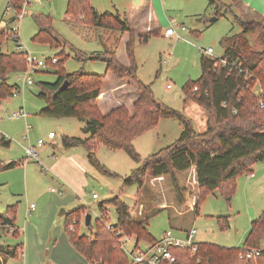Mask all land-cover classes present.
<instances>
[{
  "label": "rangeland",
  "instance_id": "1",
  "mask_svg": "<svg viewBox=\"0 0 264 264\" xmlns=\"http://www.w3.org/2000/svg\"><path fill=\"white\" fill-rule=\"evenodd\" d=\"M102 1L100 10L112 9V4L119 7L123 0ZM164 1V20L147 42L139 41L136 30L148 34L155 28L147 30L142 27L141 21L129 20L135 32L132 43L136 75L139 80L150 85L155 99L160 103L183 114L192 115L187 117L192 127L195 131L202 132L206 130L207 124L205 123V127L204 123L201 127L198 125V120L202 117L198 113L199 106L191 103L184 105L183 87L201 76L202 54L211 58L222 57L226 50L222 39L242 31V26L235 20L234 15L244 20H252L253 17L239 9L232 0H215L212 6L208 4V0ZM241 1L264 16V0ZM7 6L8 0H0V28L4 29L11 26L8 19L13 15V10L6 9ZM66 6L67 0H34L28 3L25 6L27 13L12 23L17 27L18 43L22 50L42 60L52 57L59 60V53H62L68 55L62 63L67 72L95 69L96 73L105 75L103 85L106 89L102 87L101 91L106 90L108 94H103L105 98L99 102L102 113L119 103L116 97L130 104L135 98L134 93L119 89L115 91L117 96L114 97L112 92L116 89L113 87L117 82L129 83L130 91L135 89L136 86L129 77L119 79L117 76L118 80H115L112 72H105L103 62L81 61L75 57L77 51L89 54L102 49L103 34L92 25L66 21ZM126 10L127 17L129 9ZM40 13L51 18L54 31L63 41L58 47L32 40L38 31L33 17ZM168 27L173 28L175 33L165 36L164 32ZM125 33L129 39V33ZM246 37L251 49L264 48V34L261 32L255 31ZM127 41L122 39L116 46V56L120 63L129 59L126 53ZM209 47L213 50L211 55L201 51ZM1 49L4 52H16L17 44L9 37L1 44ZM56 68L48 63L32 71V84L23 82L22 72L10 74L8 81L18 84L19 89L17 93L0 101V133L10 140L8 146L0 145V159L4 163L17 162L13 168L0 170V213L6 214L8 207H12L10 211H14V227L19 232L14 236V227L0 224V244H22L19 257L10 258L4 264H89L69 241L65 228L66 217L72 210L82 207L78 233L95 232L96 219L102 217L103 212L98 206L99 203L114 196L125 202L134 216L143 215L142 218L148 219L147 229L154 239H159L167 230L173 236L182 238L185 235L184 230L192 227L197 231L194 235L197 243L243 245L251 221L264 209V161L256 162L252 166L254 178L247 177L248 173H245L235 179V191L229 201L219 190H215L205 194L198 214L191 209L177 213L174 207L182 209L185 200L189 204L192 196L197 197V182L192 175L173 173L178 192L173 185V177L169 175H164L166 177L160 182L161 187L153 185L150 182L152 178H145L141 187L137 183L125 185L123 179L139 167L141 162L131 158L124 150H110L98 145L95 156L106 170L103 171L91 164L84 147L63 145L64 135L86 136L82 130L85 121L75 117L58 118L39 114V110L45 106V100L37 97L39 82H53L56 79ZM254 90H259L258 85ZM132 105L133 102L129 105L130 109L124 106L132 113ZM20 109L25 111L26 118L12 116L13 112ZM27 125L30 130H27ZM181 130L182 125L178 120L161 118L156 126L136 137L135 142L133 141L134 149L143 161L149 154L174 142ZM48 131L55 135L52 140L47 139ZM39 139H43L44 143L36 149L38 157H28L25 148L35 145ZM93 193H96V198L92 196ZM178 194L182 197L179 198ZM31 204L34 205L32 209ZM142 204L145 207L144 213L141 211ZM160 204H167V207L161 208ZM105 209L107 219L104 223L109 227L116 222L115 209L109 203L105 204ZM148 210L150 213H145ZM86 214L91 215L89 227L85 225ZM223 217L227 219L223 220ZM222 220L228 225L224 229L220 228ZM179 227L183 230H177ZM69 229L72 227L69 226ZM133 237L124 234L121 236L120 240L125 249H142L152 244L143 240L136 244Z\"/></svg>",
  "mask_w": 264,
  "mask_h": 264
},
{
  "label": "trees",
  "instance_id": "2",
  "mask_svg": "<svg viewBox=\"0 0 264 264\" xmlns=\"http://www.w3.org/2000/svg\"><path fill=\"white\" fill-rule=\"evenodd\" d=\"M21 1L8 0V3L18 12ZM208 4L214 5L215 0H208ZM65 13L76 22L129 33L126 44L129 66L121 64L114 50L107 48L102 52L89 54L77 51L75 57L81 61L104 62L107 71L122 79L129 77L136 86L138 96L133 102L132 113L124 105L102 113L97 106V99L105 82V75L87 73L83 69L67 72L62 63L68 55L62 53H59L61 58H56L54 63L47 60L46 64L57 67L56 79L53 82H39L37 97L45 100V106L39 110V114L58 118L75 117L85 121L82 130L86 136L64 135L63 145L84 147L91 164L103 171L106 170L95 156L96 147L103 145L110 150H124L131 158L141 162L139 167L123 179L125 185L137 183L141 187L145 178L169 175L173 177V185L178 192L173 173L194 166L198 185L195 212H198L205 194L215 190H219L229 201L235 191V179L239 175L252 173V166L264 161V48L251 49L246 37L255 31L264 34V23L244 20L235 14L234 18L242 26V31L222 39L226 45L224 55L220 58L201 55V76L183 87V101L191 100L207 112L206 130L197 132L189 118L156 100L150 85L137 78L132 43L135 32L126 17L121 18L110 11L99 13L89 0H68ZM33 18L38 28L32 37L33 41L47 42L50 46L63 42L54 31L49 16L40 13ZM158 29L148 34H139V41L147 42L150 35ZM9 37L11 38L9 26L6 29L0 28V101L18 90L16 83L8 81L9 75L26 69L23 51L4 52L1 49V44ZM221 60L225 62L222 63ZM65 82L67 84L63 85ZM256 85L258 91L254 90ZM161 118L178 120L182 125L181 133L170 145L149 154L142 161L134 149L133 141L156 126ZM9 143L10 140L0 133V145L8 146ZM16 165V161L4 163L0 159V170ZM178 195L179 198L182 197L181 194ZM107 203L114 206L116 214L115 224L109 227L104 223L107 219ZM98 206L103 212L102 217L96 219L95 232L78 233L82 207L72 210L65 220L71 245L89 264H131L120 240L123 234L133 235L136 244L141 240L148 243L155 241L147 229L148 219L134 216L129 206L118 196L100 202ZM11 208L8 207L6 214L0 213V224L14 227V211H10ZM223 220L221 229L228 226ZM17 232L16 229L14 236L19 234ZM263 240L264 209L251 221L242 246L198 242L193 252L190 248L180 247H171L170 250L180 264H264V248L261 247ZM21 248V243L13 246L0 244V264L6 263L10 258H18ZM250 249L260 250L259 254L250 259L240 257L241 253Z\"/></svg>",
  "mask_w": 264,
  "mask_h": 264
},
{
  "label": "crops",
  "instance_id": "3",
  "mask_svg": "<svg viewBox=\"0 0 264 264\" xmlns=\"http://www.w3.org/2000/svg\"><path fill=\"white\" fill-rule=\"evenodd\" d=\"M39 1V0H37ZM68 1V0H67ZM91 1V4L92 6L95 8V10L99 13H102L104 11H110V12H113L115 13L116 15H118L119 17L123 18V17H126V14H125V11H127L126 9H129V12L127 13V20L129 22V20H133V21H141L143 23V28L147 29V30H150V29H153V28H159L161 26V23L162 21L164 20V16H163V13L166 12L165 10V1L164 0H123L121 2V4H119V7L116 6L115 4H112V9H105L104 7L102 9H105V10H100L101 8V4L103 3L102 0H90ZM232 1H235L236 2V5L239 9H243L245 10L251 17H253L252 20H255V21H263L262 19H264V16H262L261 14H259L258 12H256L255 10H253L251 7L245 5L241 0H232ZM111 2V1H110ZM66 21H69V22H74L76 23V21L71 17V16H67L66 17ZM264 22V21H263ZM130 24V23H129ZM85 25V24H83ZM7 26V25H5ZM131 26V25H130ZM94 29L96 30L97 28H99L98 30L100 32H102L101 34H103L101 37V43L103 45V48L100 49V50H94L92 52H102L104 51L105 48L107 49H110V50H114L115 52V56H116V46L118 45V42L121 41L123 39V41H126V40H129L128 39V36L125 32H120L118 30H112V29H107V28H102V27H95L93 26ZM132 27V26H131ZM133 28V27H132ZM93 29V30H94ZM136 30V29H135ZM137 34H142L143 31H138L136 30ZM142 32V33H141ZM105 37V38H104ZM128 42V41H127ZM127 44V43H126ZM111 47H113L111 49ZM117 58V56H116ZM101 62V61H100ZM104 63V62H103ZM105 64V63H104ZM123 65L125 66H129L130 65V60L127 59L126 62L122 61ZM85 71V70H84ZM92 71H95V72H92ZM87 73H95V74H98L96 73L97 70L95 69H89V71H85ZM105 72H110V71H107L106 69V64H105ZM19 73V72H18ZM112 77L113 79L115 78V80L118 78L115 74L113 75L112 74ZM117 77V78H116ZM120 79V78H119ZM118 80V79H117ZM121 82V81H119ZM18 85V84H17ZM104 85H105V82H104ZM103 85V88L106 89V87ZM19 87V86H18ZM130 87L129 83L127 82H123V83H119L118 82L115 84V86L113 88H116L115 90H112V92H114V97L115 95L117 96V94H115V91L117 90H123L125 89L126 91L125 92H129V93H134L133 94V97H135L134 99L137 98L138 96V93H137V89H133V90H129L128 88ZM121 92H124V91H121ZM103 94H105V96H107L108 93H106V90L105 92L101 91V93L99 94L98 96V99H97V103H98V107H99V102L105 98V96L103 97ZM117 102H119L118 104H116V106L118 105H125L126 107H128V109H130L129 105L132 104V102H134L132 99V101H130V104H126L125 103V100L124 99H119V98H115ZM184 99V97H183ZM196 104L197 106H199L198 108V113L202 116L199 120H198V125H200V127L203 125L204 123V127H205V121H207V112L206 110L198 105L197 103L191 101V100H187L186 102H184V105H188V104ZM116 106H113L111 108H107L108 110L105 112L107 113L110 109L116 107ZM100 109V107H99ZM101 111V110H100ZM197 113H195L196 115ZM186 117H190L192 115H190L189 113H185L184 114ZM200 117V116H199ZM26 118V117H25ZM207 124V123H206ZM50 132V131H48ZM48 134V133H47ZM4 135V134H3ZM5 136V135H4ZM6 137V136H5ZM55 137V135H54ZM53 137V138H54ZM7 138V137H6ZM53 138H48V140H52ZM136 139V138H135ZM135 139H134V142H135ZM73 147H76V146H73ZM176 175H184V174H189V175H192L193 177H195V168L194 166H192L191 168L187 169V170H184V171H176L175 172ZM253 173V172H252ZM167 176V175H166ZM166 176H159V177H153L152 179H150V182H152L153 185H155L156 187H161L160 185V182L162 180H164V178ZM247 177L249 178H254L255 175L253 173V176H250L248 175ZM152 180V181H151ZM195 190L196 192H198V185L196 183L195 185ZM189 193L187 192L186 196H188ZM186 198V197H185ZM195 202H196V196H192L191 197V201L189 204H186V200H185V204L183 206V208H177V207H174L176 210H177V213L178 212H188L190 211L189 209H191L193 212H195V209H194V206H195ZM141 203V202H140ZM160 207L162 208H165L167 207V204H160ZM159 207V208H160ZM149 208V207H148ZM144 209L145 207H143V204H142V208H141V211L142 213H144ZM145 213H150V210H148L147 212ZM196 213V212H195ZM198 214V213H197ZM141 216V215H140ZM144 217L143 215L141 217H137V218H142ZM192 228V227H191ZM186 229L184 230L185 232V235L186 233L191 229ZM177 230H183L182 227H179L177 228ZM197 233V231H196ZM185 235L183 237H185ZM182 237V238H183ZM134 240H135V237H133ZM179 238V237H178ZM246 238V237H245ZM244 238V240H245ZM132 240V239H131ZM157 240V239H155ZM243 240V241H244ZM145 242V241H144ZM150 244V243H149ZM242 246V245H241ZM261 247L264 248V240L261 242Z\"/></svg>",
  "mask_w": 264,
  "mask_h": 264
},
{
  "label": "built area",
  "instance_id": "4",
  "mask_svg": "<svg viewBox=\"0 0 264 264\" xmlns=\"http://www.w3.org/2000/svg\"><path fill=\"white\" fill-rule=\"evenodd\" d=\"M31 1L34 0H22L21 4L19 6V11L16 12L12 5L8 3V6L6 9L13 10V15L8 19H13L10 23L11 26L10 28V33H11V39L15 41L17 44V50L18 51H23L21 45L18 43V35H17V27L16 25H12V23L17 20L21 19L26 13L25 6L30 3ZM183 29V27H182ZM175 33V30L171 27H168L165 29L164 35L169 36ZM201 51L207 55H211L213 52L212 48H207V49H201ZM24 52V51H23ZM25 54V62H26V69L22 72L24 74V79L23 82L25 84H32V78L30 76V73L32 71L37 70L39 67H42L46 64L47 60H42V59H37L33 55L24 52ZM52 63H54L57 59L56 57H52L49 59ZM222 63H224V60H221ZM19 89V87H18ZM18 91V90H17ZM14 93H17L16 91ZM13 93V94H14ZM14 118H20V117H26L27 114L23 109H20L19 111L13 112L12 115ZM27 130H30V126H26ZM48 138H53L54 133L53 132H48L47 134ZM44 143L43 139H39L35 145H31L28 148H25V152L28 155V157L31 158H37L38 153H37V147H40ZM250 176H253V173L248 174ZM92 196L94 198L97 197L96 193H93ZM34 207L33 204H31V209ZM196 234V229L191 228L183 238H178L176 236H173L172 232L167 230L164 231L161 237L157 240H155L152 244L149 246L142 248V249H130L127 250L125 249L126 253L128 254L131 264H180L177 262V259L175 255L171 252L170 248L171 247H180V248H190L191 251H195L197 248V242L194 241V235ZM129 240V238H126ZM258 249H250L247 250L244 253L240 254V257H245V258H252L256 255L259 254ZM11 264V263H7Z\"/></svg>",
  "mask_w": 264,
  "mask_h": 264
},
{
  "label": "water",
  "instance_id": "5",
  "mask_svg": "<svg viewBox=\"0 0 264 264\" xmlns=\"http://www.w3.org/2000/svg\"><path fill=\"white\" fill-rule=\"evenodd\" d=\"M212 20H215V18H213ZM67 83L65 82L63 85H66ZM90 221H91V215L90 214H86L85 216V225L89 226L90 225Z\"/></svg>",
  "mask_w": 264,
  "mask_h": 264
}]
</instances>
